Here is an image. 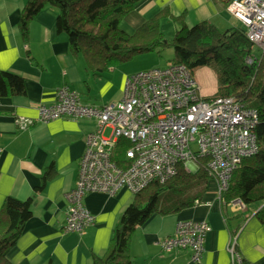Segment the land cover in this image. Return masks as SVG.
Returning <instances> with one entry per match:
<instances>
[{
    "label": "crops",
    "instance_id": "crops-1",
    "mask_svg": "<svg viewBox=\"0 0 264 264\" xmlns=\"http://www.w3.org/2000/svg\"><path fill=\"white\" fill-rule=\"evenodd\" d=\"M23 6L24 0H0V70L25 79L24 94L0 96V207L8 196L32 198L31 216L6 257L11 264H91L107 250L112 229L134 194L126 187L113 195L86 193L83 202L94 215L93 224L82 233L65 232V195L74 186L84 135L94 130L95 119L63 116L39 121L38 107L53 103L57 89L64 84L76 91L84 104L120 105L124 79L133 72L117 65L93 75L80 56L70 52L66 34L57 31L53 6L35 14L24 39L18 28ZM226 6L223 0H137L119 26L132 34L164 11L158 27L167 40L175 34L173 17L178 16L187 26L207 21L221 30L239 27ZM193 74L203 95L216 94V76L210 67L198 66ZM17 116L28 117L33 124L20 129ZM50 165L52 173L43 177ZM209 182L200 200L168 214L154 213L134 228L129 240L131 264H231L228 244L235 231L243 264H264V221L255 216L264 201L233 211L217 197L215 179L211 189ZM184 220L206 221L210 226L198 261L191 260L189 249L166 252L158 245Z\"/></svg>",
    "mask_w": 264,
    "mask_h": 264
},
{
    "label": "built area",
    "instance_id": "built-area-1",
    "mask_svg": "<svg viewBox=\"0 0 264 264\" xmlns=\"http://www.w3.org/2000/svg\"><path fill=\"white\" fill-rule=\"evenodd\" d=\"M226 7L241 22L247 39L264 51V0H230ZM252 60L246 59L247 63ZM194 69L170 63L130 73L124 79L120 105L84 104L64 84L57 89L53 103L38 107L39 121L63 116L95 119L94 130L84 135L74 186L65 195V232L82 233L93 224L94 215L83 202L88 192L113 195L126 187L135 194L153 181L162 183L174 176L181 163L196 170L197 159L203 157L220 199L234 169L256 154L258 111L233 96L203 95ZM15 122L20 129L33 124L22 116ZM106 128L110 129L108 135L103 134ZM121 139L128 146L124 161L118 163L112 155ZM227 204L233 211L246 209L240 198ZM209 229L206 221H179L174 234L160 239L158 245L166 252L189 249L191 260L198 261ZM228 251L231 264H243L235 235L230 237Z\"/></svg>",
    "mask_w": 264,
    "mask_h": 264
},
{
    "label": "trees",
    "instance_id": "trees-1",
    "mask_svg": "<svg viewBox=\"0 0 264 264\" xmlns=\"http://www.w3.org/2000/svg\"><path fill=\"white\" fill-rule=\"evenodd\" d=\"M136 1L24 0L18 28L21 36L27 39L29 22L35 14L46 6L55 7L57 31L66 34L70 52L80 56L93 75L124 63L136 54L166 46L173 48L171 63L189 68L210 67L216 76L217 91L214 95L239 98L258 111L255 128L258 151L244 158L234 169L220 201L226 205L230 200L240 198L246 206L264 201V51L258 49L254 52L253 44L242 27L221 30L207 21L187 26L181 16L173 17L177 27L173 38L167 40L158 27V18L164 11L146 20L132 34H127L119 24L123 16L134 8ZM229 1L223 0L225 5ZM247 57H252L251 63H247ZM24 93L25 79L21 75L0 70V96ZM127 146L128 141L121 139L116 144L112 159L123 162ZM52 171L50 165L43 177H48ZM211 177L206 158L200 157L196 171H186L181 163L176 174L165 182L153 181L135 193L112 229L107 250L103 255L94 257L91 264H131L129 240L134 228L154 213L168 214L200 200ZM193 178L196 179L192 185L199 186L198 190L184 195ZM179 183L183 185L177 186ZM31 200V197L20 200L8 196L0 207V264H11L6 253L31 216ZM255 216L264 221V205ZM45 264L55 263L49 261Z\"/></svg>",
    "mask_w": 264,
    "mask_h": 264
},
{
    "label": "rangeland",
    "instance_id": "rangeland-1",
    "mask_svg": "<svg viewBox=\"0 0 264 264\" xmlns=\"http://www.w3.org/2000/svg\"><path fill=\"white\" fill-rule=\"evenodd\" d=\"M235 24H236V26L243 28V26L239 20L238 21L236 20ZM253 49H254V52H258V48L254 44H253ZM173 56H174V52H173L172 46H166V47H163L159 51L155 50L152 52L136 54L135 56H133L128 61L121 63V64H117V65L120 67H123V65H124V68L127 69L128 72H137L140 70H147V69H150L153 67L166 66L167 64H170V62L173 59ZM109 130H110L109 128L104 129L103 134L108 135ZM184 169L186 171L188 170V171L194 172L191 169H186V168H184ZM195 179L196 178H193L191 180V182L188 183V187L185 188L184 195L192 194L198 190L199 186H193L192 185V181H194ZM210 180L212 182L208 181L209 182V184H208L209 189L214 187V178H212ZM179 185L182 186L183 184L179 183L177 186H179ZM163 196H164V193H162V198H163Z\"/></svg>",
    "mask_w": 264,
    "mask_h": 264
}]
</instances>
